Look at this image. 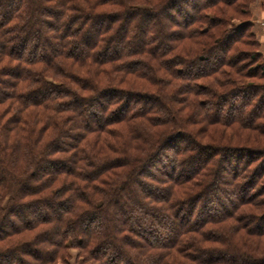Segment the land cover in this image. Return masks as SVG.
<instances>
[{"label": "trees", "instance_id": "1", "mask_svg": "<svg viewBox=\"0 0 264 264\" xmlns=\"http://www.w3.org/2000/svg\"><path fill=\"white\" fill-rule=\"evenodd\" d=\"M253 1L0 0V264H264Z\"/></svg>", "mask_w": 264, "mask_h": 264}, {"label": "rangeland", "instance_id": "2", "mask_svg": "<svg viewBox=\"0 0 264 264\" xmlns=\"http://www.w3.org/2000/svg\"><path fill=\"white\" fill-rule=\"evenodd\" d=\"M258 2H260V0H254L251 5H250V20L252 21L253 17H256L257 20H262L264 19V17H260L262 15V12L264 10V8H261L258 6ZM257 27L255 28L256 34H255V38L257 39V41L259 42V40H263V36L262 34L264 33V28H262L261 26L256 25ZM260 44V42H259ZM211 129L214 131L215 129L213 127H211ZM220 131V129H219ZM231 134V130L226 129L225 133H223V135H225L226 137H228ZM253 137H257L255 139L252 140L251 144H255V143H259V144H263L264 145V137H262L261 135H258V133H253ZM210 136L214 137V138H218L216 133H212ZM233 163V162H232ZM70 254H71V258L70 261L73 264L74 260L76 259V254L77 251L76 250H70Z\"/></svg>", "mask_w": 264, "mask_h": 264}, {"label": "crops", "instance_id": "3", "mask_svg": "<svg viewBox=\"0 0 264 264\" xmlns=\"http://www.w3.org/2000/svg\"><path fill=\"white\" fill-rule=\"evenodd\" d=\"M257 4H258L259 7L264 8V0H260V2H258ZM260 17H264V10H263L262 15ZM252 22H253L252 31H253L254 34H256V31H255V28L257 27L256 26V22H257L256 17H253ZM259 42H260L261 53L264 56V39L263 40H259Z\"/></svg>", "mask_w": 264, "mask_h": 264}, {"label": "built area", "instance_id": "4", "mask_svg": "<svg viewBox=\"0 0 264 264\" xmlns=\"http://www.w3.org/2000/svg\"><path fill=\"white\" fill-rule=\"evenodd\" d=\"M256 25L261 26L262 28H264V19L257 20ZM262 36L264 38V33L262 34Z\"/></svg>", "mask_w": 264, "mask_h": 264}]
</instances>
